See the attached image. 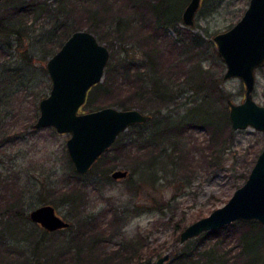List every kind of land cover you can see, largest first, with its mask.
Here are the masks:
<instances>
[{
    "label": "rangeland",
    "instance_id": "1",
    "mask_svg": "<svg viewBox=\"0 0 264 264\" xmlns=\"http://www.w3.org/2000/svg\"><path fill=\"white\" fill-rule=\"evenodd\" d=\"M109 1L115 6L100 15L101 35L92 33L109 48V61L116 62L122 71L118 70L121 73L120 80L124 83L121 96L127 97L132 90L134 93L137 90L139 94L141 89L138 84L127 81L124 73L129 70H124V60L128 59L132 65L150 71L146 52L148 47H153L159 54L157 78L169 84L173 95H176L168 103L172 113L188 114L192 107L203 104L210 111L207 116H196L194 121L189 122L196 126L190 128L187 125L184 132L173 135L161 144L165 151L159 166L163 171L158 173L157 182H151L148 176L145 178L146 175H143L146 167L143 161L139 162L147 157L135 160V157L126 154L124 144L128 141V135H131L129 129L121 134V146L112 147L102 154L83 177V182L87 184V210L91 214H100L115 206L135 211L123 229L125 235L131 237L138 231L145 236L150 235L149 241L163 244L162 253L170 252L171 256L181 246L179 234L188 224L227 203L234 191L244 184L252 163L264 146L261 131L253 127H232L228 99L235 103L242 102L245 85L237 77L223 78L226 64L213 39L216 33L229 29L242 17L250 0H202L194 26H187L181 20L165 33H152L151 24L155 14L146 7L150 0ZM186 1L169 0L164 3L167 9L165 5L162 9L171 18L178 17ZM47 28H50V24L43 26L45 32L40 28L23 42L26 45L31 41L30 44L35 46L32 49L35 57L31 66L21 56L20 50L15 48L7 50L5 56H0V124L4 129V136L0 138L8 141L0 147V172L2 176L16 181V192L22 190L20 208L27 213L50 200L46 197L56 198L59 193L55 190L69 182L75 171L66 147L70 134L59 133L54 127L34 126L40 112L39 102L49 94L52 86L46 67L50 57L45 58V50L50 46ZM109 31L116 32L110 34ZM151 33L154 38H147ZM12 47L16 46L13 44ZM58 47L55 46L52 51L55 53ZM214 78L221 91L216 98L209 85L210 79ZM212 97L215 98L214 102ZM253 97L258 103L264 104V66L256 71ZM104 100V94L92 87L81 111L109 106L104 105ZM131 102L142 112L152 111L150 106L141 107L139 95ZM181 117L184 116H174L176 120ZM204 120L218 130L222 139L228 136L220 154V169L210 159L205 162L200 159L202 152L208 156L212 154L208 145L213 132L201 125ZM147 126L151 127L149 124L140 125L137 129L144 130ZM142 143L144 141L141 140L139 144ZM188 150L198 160L191 167L181 158L182 153ZM118 156L120 159L116 160ZM138 164L143 167L137 169ZM119 168L129 170L132 179H112L111 172ZM54 202L59 215L75 222L76 213L69 202H62L59 198L54 199ZM161 206H165L163 212L159 209ZM180 221L184 228L175 232L174 224ZM203 239L202 242L194 239L195 250L208 249L212 245L227 250L235 246L236 241L235 235H227L224 230L217 238L208 236ZM259 252L264 259V248H260Z\"/></svg>",
    "mask_w": 264,
    "mask_h": 264
},
{
    "label": "trees",
    "instance_id": "2",
    "mask_svg": "<svg viewBox=\"0 0 264 264\" xmlns=\"http://www.w3.org/2000/svg\"><path fill=\"white\" fill-rule=\"evenodd\" d=\"M168 1H147L146 7L153 10L155 14L154 22L151 24L152 33H165L169 27H174L177 21L182 20V10L186 3L190 2V0L186 1L178 17L171 18L166 10L162 9L163 5L167 6L164 3ZM114 6L115 4L109 0H2L0 3V39L2 41L0 56H5L7 50L15 48L17 51L20 50L21 56L28 66H31L35 57L32 55L34 54L32 49L35 46L30 44L31 41H28L26 45H23V42L31 38L32 34L37 32L36 30L50 24V28L46 31L50 46L45 50V58L51 57L55 46L59 45L58 48H60L76 30L87 29L101 35L100 15L110 11ZM115 32L109 31L110 34ZM152 33L147 38H154ZM13 44L16 47H12ZM147 50L146 58H148L150 71L146 72L132 65L130 60H124V70L126 68L129 70L124 75L126 74L125 77L129 83L139 85L141 88L139 94L137 90L135 93L132 90L127 97L121 96L122 71L112 60L106 66L103 81L94 85L93 88L99 89L104 94V105H120L121 109L136 108V104L131 101L139 95L141 107L150 106L152 111L148 114H151L152 119L141 125L149 124L151 127L147 126L144 130H138L140 124L131 126L129 128L131 135H128V141L124 147L128 157H135V160L147 157L146 160L139 162L143 161L142 164L146 167L143 175H146L145 178L148 176L149 181L157 182L158 173L163 171V168L159 166L163 161L162 153L165 151L161 148V144L168 138L171 139L173 135L184 132L187 125L190 128L196 126L189 122L194 121L196 116H207L210 111L205 109L203 104L192 107L188 114L172 113L168 103L176 95H173L169 84L162 83L157 78V65H159L157 50L153 47H148ZM209 85L213 89L215 98L218 97L221 91L216 86L215 78L210 79ZM215 98L212 97L211 100L214 102ZM174 116L184 117L176 120ZM201 123L202 126L212 129L213 133L208 145L212 154L208 156L207 153L202 152L200 159L202 162L210 159L214 166L220 169V154L228 136L222 139L218 130L211 124H207V120ZM0 130V137H2L4 129L1 124ZM121 134L112 147L121 146ZM141 140L144 143L139 144ZM4 143L8 141L0 138V147ZM181 158L189 167L198 162L197 157L190 150L184 151ZM119 159L120 156L116 158V160ZM254 163L255 160L252 164ZM136 167L139 169L143 166L138 164ZM73 174L69 182L63 183L64 186L60 185L55 190L59 195L56 198L46 197L50 200L45 203L55 205L54 199L58 198L62 202H69L76 213V220L70 221V226L66 229L48 232L39 224L32 222L29 213L21 210L22 190L16 192L17 189L14 186L16 181L2 176L0 172V264H154L156 262L154 259L163 255V244L156 242L152 244L149 241L150 235L145 236L141 231L128 237L123 230L136 212L122 206H115L103 213L91 214L87 210L88 196L85 192L87 184L83 182L85 174H79L76 170ZM126 179H132L131 172ZM159 209L163 212L165 206ZM183 228L181 221L174 224L175 232ZM222 230L226 231L227 235H235V246L225 250L212 245L208 249L195 250L193 246L195 240L202 242L203 238L208 236L217 238ZM194 239H189L177 247L170 256L172 261L169 262V259L164 264H264V259L259 254L260 248H264V226L256 220H239L223 228L204 232Z\"/></svg>",
    "mask_w": 264,
    "mask_h": 264
},
{
    "label": "water",
    "instance_id": "3",
    "mask_svg": "<svg viewBox=\"0 0 264 264\" xmlns=\"http://www.w3.org/2000/svg\"><path fill=\"white\" fill-rule=\"evenodd\" d=\"M2 0H0L1 3ZM202 0H190L182 14V22L194 26ZM213 39L226 64L224 79L240 78L245 85L244 100L228 99L229 119L234 129L253 127L264 136V104L253 97L256 71L264 66V0H250L242 17L229 29L216 33ZM110 50L89 30L74 31L47 60L52 86L39 102L35 128L54 127L69 133L66 147L79 174H87L98 158L108 151L121 133L151 119V114L137 108L121 109L104 106L81 111L91 88L104 78ZM129 170L115 169L114 179L128 177ZM32 222L48 232L66 229L70 221L58 214L55 205L41 204L29 212ZM239 220H256L264 226V146L243 185L227 203L210 214L188 224L179 234L180 244ZM170 259L166 252L154 264Z\"/></svg>",
    "mask_w": 264,
    "mask_h": 264
},
{
    "label": "flooded vegetation",
    "instance_id": "4",
    "mask_svg": "<svg viewBox=\"0 0 264 264\" xmlns=\"http://www.w3.org/2000/svg\"><path fill=\"white\" fill-rule=\"evenodd\" d=\"M151 119H152V116H151ZM151 119H150V120H151ZM150 120H149V121H150ZM139 124L141 125V124H143V123H138V124H136V125H139ZM106 152H107V151H106ZM111 173H112V172H111ZM129 174H130V172H129ZM128 176H129V175H128ZM126 178H127V177H126ZM112 179H114V178H112ZM124 179H125V178H124ZM114 180H119V179H114Z\"/></svg>",
    "mask_w": 264,
    "mask_h": 264
}]
</instances>
